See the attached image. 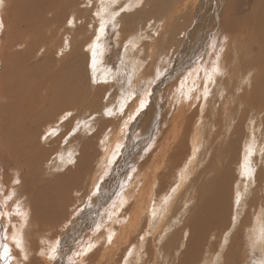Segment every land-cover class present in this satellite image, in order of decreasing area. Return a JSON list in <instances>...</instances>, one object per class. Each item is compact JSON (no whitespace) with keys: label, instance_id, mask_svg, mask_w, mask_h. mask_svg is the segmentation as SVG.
Segmentation results:
<instances>
[{"label":"rangeland","instance_id":"rangeland-1","mask_svg":"<svg viewBox=\"0 0 264 264\" xmlns=\"http://www.w3.org/2000/svg\"><path fill=\"white\" fill-rule=\"evenodd\" d=\"M14 1L16 2V16L14 14L12 17L16 18L12 25L13 28L11 27L10 38L8 37L9 42L13 47H11L3 57L0 56V88L5 87L8 92L4 103H2L3 99L0 98V106H2L0 107V119L2 120L5 118L4 114L7 115L8 111L10 112V117H12L11 110H13V114L17 113L21 104L20 100L24 98V94L22 93L24 88V91L29 93L31 84L36 80H43L52 83L54 77L60 76L61 71L59 70H61V64L65 62V60L66 62L69 60L72 61L73 58L74 62L79 59L81 63V84L84 87L83 90L81 89V94L84 95L89 93V97L84 101V104L82 105L83 108L79 111V115H77L75 111L67 113L68 118L64 120V124H69V132L65 136L64 145H59L61 143V141H59L58 143H54L52 147L47 148L46 144L54 139V137L47 142H42L43 145L41 144V148L48 152L51 150L49 153L50 155L39 154L37 158H33L30 150L34 144L37 146V138L33 142L29 140L28 144H24L22 148L21 145L23 140L20 139L22 132H17L20 131V125H15L14 123L10 126V128H12L15 125V128L17 129H15L16 136L13 134L11 137L0 141L1 146L3 145V149H6L7 145L9 146L11 155L9 158H5L3 155L0 156V191L2 194H5L4 198L7 197V195L9 198L11 197V190H13V187L15 190H23L24 187L23 191L25 192V195L27 194V190L32 194L30 199L33 200L35 207L34 210L38 211L40 202L37 199V195L43 194V197H39L44 202H49L46 195L49 193L51 198L54 197L56 194H51L52 189H55V192H57L60 183L66 181L64 178L63 180H60V183L53 182L52 180L55 181V179L60 178L65 169L58 171L61 175L55 173L52 177L48 175L46 176V165L52 161L53 165L58 164L61 152L63 154L70 152L73 157L78 156L87 137H89L88 145L83 146L81 150L83 160L79 159L77 164L79 167L80 163H83V167L78 170L80 176L78 180L73 182L74 184L72 187H67L65 190L66 197L70 199L71 206L69 209H66L68 210V213L63 224L67 226L64 233L69 227L71 228V223H74L78 215V218L82 215L79 220L86 217L83 214H86L88 208L92 207L89 202H92L100 196V190L103 189L105 191H100L101 194L103 193L101 195V201H106L103 202L97 211H95L96 218L93 225L88 224L81 235H72V242L68 244L70 247L67 251L63 248L62 251L57 249L58 253L52 252L49 256L52 259L50 264L59 263L64 256H66L64 264H76L75 262L78 261L76 259L79 258V256L76 257L77 252H79L83 245L82 251L85 250L84 247L86 246V243H88L87 240L91 241V238L87 239L86 236L95 231L96 225L99 222L104 220V223H107L110 221V218L105 217L107 213L106 211L110 210L109 207L115 205L117 201L121 200L120 196H124L126 189L128 187L130 188L132 183L134 187L136 182L142 181L144 183V180L147 182L151 181L154 177L152 171L156 170L157 166L161 165L160 179H162L164 184L162 192L168 190V188L172 186L175 182L174 173H176L175 171H177V167L180 169L186 167V160L189 159L191 155V149L189 147V140H184L181 143V147L177 149V147L174 146L177 140L176 138H173L175 135L173 131H170V128H172L171 125L174 121H176V124L180 123L181 116L191 115L195 111L197 114L192 120V123L195 126L192 128L190 134L194 132V128L196 127V124H198V138L195 142L198 144L200 140L199 145H202V148L199 149L198 155H195L197 156V159L193 172L190 176H187L188 173L185 172V178L188 177L187 179L190 180L194 179L192 182L189 180L187 183L188 189L185 196L188 198L189 193L193 191V188L195 189L197 187L198 183L202 186L201 187L198 184L200 188L199 190H201L204 186L205 180L207 181L212 175L218 174L221 169L225 167L228 168V174L229 172L231 173L230 179L228 180L224 178L223 184L225 187L221 189L223 190L222 192L225 191L224 200L222 199L225 206V220L232 230H230V233L224 237L227 238L235 232L238 228L237 224H239L242 216V213L239 214L238 211L240 198L237 192L239 187H241L240 183L249 181V177L256 174V167L260 164V159L257 160L255 167L253 161L254 158H256V156H260L261 158L264 157V132H262L261 136H257L252 130L257 121H259V117H262V115L258 116L254 111L248 112L243 124V130L246 134V128L248 125L251 129V137H244L241 143L239 142L235 145V152H237V155H240V152L242 153L244 150H247L246 144L248 142L255 147V149L252 150L253 156L249 158L248 163L242 160L244 164H241V159L239 160V157H237V160L234 159L230 162L229 158L225 157V147H219L223 142L226 143L228 140V137L225 139V134L221 133L224 132L227 122H223L221 132L217 134L214 133L216 127L211 121L215 122L218 116L222 117V119L230 118L231 121L233 119L237 121L240 111L244 109V102L239 99V97H242V90L238 89L237 85L233 90L234 92L221 90L219 94L212 95L209 91L204 93L203 97L199 94V89L201 90V82L208 79L207 76L205 77L204 71L209 66L213 67L216 64V61L217 63L220 61V64L224 66V71L220 75V78L217 76L216 81L220 79L218 86L223 82L224 85L229 88L231 85L229 78L232 70L228 68L227 62L232 65H238L243 58L237 41L232 40L230 36L223 33L225 31L223 28L224 26L222 25L223 21L218 23L219 30L216 32L212 26L213 21L211 22V20L205 15L202 16L201 21V18L198 16L203 12H197L198 6L200 5L198 0H115L113 5H110V0H69L63 5V7H61L63 10H61V8L59 9L58 2H56L53 4L54 6H52V9H47L48 11L51 10L53 12H46L47 14L40 11L39 7L36 5V0H31L34 3L30 2V0ZM239 1L240 0H235L234 5L237 6ZM7 3H9V0H7ZM28 4L33 5L28 7ZM73 4H75V7H73ZM76 9L81 11L78 16L80 19H77L76 21L77 27L75 26L76 24L73 25L72 18L69 20L71 22H67L68 19H66L72 14L74 17L73 19L76 20L77 15L74 13ZM37 10H39V12ZM134 13L137 14L129 16L127 19L125 18L123 23L120 21L121 16L124 17V15L127 16ZM117 14L119 15L118 18L120 22L115 19L113 20ZM37 17L40 18L38 19ZM149 18L153 19L149 20ZM147 20H149V22L144 24ZM137 24L140 26L136 28ZM123 25L124 27L121 28ZM142 26L145 27L141 28ZM196 26L197 30L195 31ZM134 27L136 28L135 31H132L128 35L124 34L131 31ZM98 28L102 29L98 31ZM120 28L122 29L121 34L118 33ZM140 28L142 29L141 31ZM192 28L193 32L191 33L190 42L185 50V44ZM207 28H210L209 38H211L210 45L212 48L205 57L202 58L204 33ZM1 29L2 28H0V36L2 34ZM96 32H99L100 36L98 38V41H100L97 45L102 43L100 59L96 54L95 58H93L87 51L86 47L82 48L75 57L76 54L71 52L77 47L76 42H82V40L88 41ZM142 36L144 37L140 38ZM0 40L1 45H3L5 36L2 35ZM68 41L70 42L71 50L70 48L66 50L64 49L65 44H68ZM183 49L185 51L180 55L179 52ZM124 52L129 55L123 59L122 55ZM177 58L179 60H177ZM92 59L93 61H91ZM22 63H25L24 69ZM26 63L28 64L26 65ZM92 64L94 66H92ZM136 64L141 65L142 68L138 81L131 84L133 79H135L134 66ZM31 67H34L35 69L33 68L32 70ZM171 67L176 68L177 74H175V76H179V79L182 82L186 79L188 89L184 88L185 91H181V87L177 86L178 80L176 79L172 80L173 83L170 81L171 84L169 83L168 85L165 83V80H163L161 81L163 83L162 88L160 90L156 89L155 84L159 80H162L165 71L168 73V70H170ZM56 72L59 75H57ZM190 72L192 73L188 75ZM32 73L34 75L36 74V80L34 75V77L30 76ZM193 73H195V76ZM39 74L41 76H38ZM146 75L151 77L142 80ZM160 75H162L161 78H159ZM100 78L106 79L101 80ZM153 78H155V80L157 79L154 83L152 82ZM188 78L189 81H187ZM197 81H199V83ZM147 84L149 87H147ZM130 86L133 87L130 88ZM207 86L211 87V84H208ZM252 88H254L253 84ZM16 93L18 97L15 96ZM182 96L186 98L180 99ZM137 102H139V105L143 102L145 103L144 108L141 107L139 114L136 115V119L139 122H142L143 119V117H139V115L145 116L147 114L148 110L145 109L149 104L156 108L157 115L152 131L149 134H146L147 130L141 128V124L134 126L132 125L133 121L131 120L123 138H121L119 132L122 129V126L125 127L128 120L133 117V105H137ZM181 108L184 109L182 110V115L179 116L178 109ZM253 110H264V108H254ZM93 114L95 116H93ZM192 117H194L193 114ZM53 119L47 120L44 124H49ZM94 119H98L100 122L97 131L92 135L96 129L95 128L92 133L82 134L81 132H83V130L80 129V125L90 123ZM42 122H44V120ZM101 123L104 124L102 128L100 127ZM40 124L41 122L39 124H33V126L37 125L36 130L39 129L38 140L44 132L42 131L44 124L42 126ZM12 131L14 132V130ZM62 132H64V129L59 132V134ZM211 133L217 135L212 136V138ZM112 138L118 141L119 144H115L114 147L110 149V154H108L107 151V155H114V159L109 163L106 160L107 155L104 156V152L108 148V143L113 142L111 141ZM211 138L214 139L212 144L209 143ZM174 139V143L171 144L170 142ZM41 140L43 141V138H41ZM230 140L233 142L234 138L230 137ZM185 141L187 142L185 143ZM89 145L92 147V150L89 149ZM258 145L259 148L256 149ZM124 149L127 150V154L125 155L127 158L122 159L124 161L118 163V160L124 156ZM202 152H204L203 156H201ZM212 154H215L217 157L216 159L219 160L217 165L213 163V160L212 164L209 163L208 158H210ZM88 157L90 158L88 159ZM204 157H207V159L205 160ZM22 158L26 159L19 161L20 159L22 160ZM178 160L182 163H179ZM44 162L48 163L44 166ZM121 165L123 167L121 171L118 172ZM144 165L146 168H144ZM207 165L209 168L213 166V170L209 175H206V172L203 171L207 169ZM216 166L217 168H215ZM244 166L251 171L250 175L244 174ZM261 168L263 174L259 173L258 175L261 181V183H259L260 188L254 193L257 197L255 198L253 205L256 206V204H258L255 212H258L260 208L264 207V205H262V202H264V165H261ZM69 170L63 174L67 176ZM134 175L137 176V178ZM138 176H141L140 179ZM197 176L201 179L196 178ZM202 176H205V178H202ZM50 177L51 179H49ZM53 177H55V179H52ZM133 177L136 179H133ZM142 177L143 179L141 180ZM23 180L25 186L23 185ZM48 182L51 185L50 192L45 191V189L49 187V185L46 184ZM147 182L144 183V185L143 183L140 184L141 182L138 185L136 183L137 187L134 190L136 192L143 191L144 189L146 190L147 186L145 185ZM19 183L21 184V188L18 187ZM253 184L256 186L255 179ZM255 186L252 188L254 189ZM74 188L77 189V191H72ZM196 190H198V187ZM196 190L194 191L195 196H197ZM258 196H262V199ZM249 198V195L244 197V202H247ZM7 200L5 202H7ZM63 203V197H60L58 201L55 202L58 206L63 205ZM6 204L8 205L9 202ZM253 208L254 207L250 208V219H247V221L249 220L250 222L248 221V223L246 221L247 225L250 224L249 227H252L254 224ZM38 220L41 222L43 221L41 217H38ZM54 225H56V222L51 219L45 226ZM242 232L244 233V230H242ZM242 232H240L238 237L233 241V245L229 247V253L231 254L230 261H224L223 264H264V248L258 250L253 244H245L247 239L246 235ZM136 238L137 233L129 238L130 243H135L137 240ZM262 239H264V236L261 240ZM109 241H111V239ZM102 243L103 242L100 241V244L95 245L93 249L86 253V256L81 257V259L84 258V262H86H82V264H113L114 262L119 261L124 244L115 245L109 251L104 248V244ZM150 245L151 243H149V246ZM188 248L189 254V250L192 249V246ZM176 249H179L180 252L175 255L176 257L171 255V260L169 259L166 263L179 264L185 260L182 258L181 252L183 253L187 250V247L181 248L180 246L178 248L177 246ZM97 251H99L97 256L94 257V255H92L91 257V254H94ZM150 252L152 253L151 250ZM259 253L263 254L259 255ZM122 257H125V252L122 254ZM86 258L90 259L87 260ZM202 258L203 255H200V258H198L193 264H202ZM32 264H41L40 258H35V261ZM137 264H142V261H137ZM209 264H212V262ZM218 264L220 263L218 262Z\"/></svg>","mask_w":264,"mask_h":264},{"label":"bare ground","instance_id":"bare-ground-1","mask_svg":"<svg viewBox=\"0 0 264 264\" xmlns=\"http://www.w3.org/2000/svg\"><path fill=\"white\" fill-rule=\"evenodd\" d=\"M68 1L69 0H36V5L37 7H39L42 13H46V12L51 13L53 11L51 10L48 11L47 9L49 8L52 9V6H54L53 4L58 2V6L60 9ZM71 1H75V0H71ZM198 1L200 5L198 6L197 12L200 11L203 12L198 16L199 18H201V21L203 15L209 18L211 22L213 21L212 26L214 27L215 32L219 30L218 23L220 21H223L222 25L224 26L223 28L225 30L223 33L230 36L232 40L237 41L240 47V52H242L243 58L238 65H232L227 62L228 68L232 70L229 78V81L231 82L229 88L226 85H224L223 82L218 86V82L220 79L216 81V78L217 76H219V78L221 77L220 75L224 71V66L220 64V61H218V63L216 61V64L213 67L209 66L204 71L205 77L207 76L208 79H205L201 82L200 85L201 90L199 89V94L201 95V97H203L204 93L209 91L211 92L212 95L219 94L221 90L234 92L233 90L236 88L237 85H238V89L242 90V94H241L242 97H239V99L241 101L243 100L244 109L240 111V115L237 121L235 119L231 121L230 118L222 119V117L218 116L215 122L213 121L211 122L216 127L214 133L217 134L221 132V126L223 125V122L224 121L227 122L224 132L221 133L225 134L224 138L227 139L228 137V140L226 143L223 142V144L219 146L220 148L222 146L225 147L226 149L225 152L227 155V156L225 155V157L229 158L230 162L233 161L234 159L237 160V157H239V160L241 159V164H244L243 161H246L248 163L249 158L253 156L252 150L255 149V147L251 143L249 144L247 142L246 144L247 150H244V152L242 153L239 151L240 155H237V152H235L236 151L235 145H237L239 142L241 143L244 137L245 138L251 137V131H250L251 129L249 128L248 125L246 128V134L244 133L243 130V124L245 122L246 114L248 112L254 111L258 116L262 115V117H259V121H257L256 125L253 127L252 130L253 132L256 133L257 136H261L262 132H264V110H253L254 108H260V107L264 108V0H240L237 6L234 5L235 0H204V2L203 0H198ZM30 2L32 1L30 0ZM114 3L115 0H110V5H113ZM15 4L16 2L14 0L13 1L9 0V3H7V0H3V2L0 3V28H2L1 36L2 35L5 36V41L3 42V45H1V40H0V56L2 57L5 53H7L9 49H11V47H13L12 44H10L9 42V38H10L9 36L11 35V30L13 28L12 25L14 19L16 18V17L15 18L12 17V15L16 13ZM31 5L28 4L27 6L29 7ZM73 7H75V4H73ZM61 10L63 9L61 8ZM37 11L39 12V10ZM80 12L81 11L76 9V11H74V13L77 15L76 20H74L73 19L74 17L72 16V14H70V17L66 18L68 19L67 22H71L69 20L70 18H72L73 25H75L77 19H80V17H78L80 15ZM136 14L137 13L127 16L124 15V17L121 16L120 21L123 23V20L125 18L127 19L129 16H134ZM118 16L119 15L117 14L113 18V20L115 19L116 21H119ZM152 19L149 18V20ZM149 20L145 21L144 24L149 22ZM75 26L77 27V24ZM139 26L140 25L137 24L136 28ZM123 27L124 25L121 28ZM144 27L145 26H142L141 28ZM121 28L118 31L119 34H121L122 31ZM136 28L134 27L131 31L126 32L124 34L128 35L132 31H135ZM141 28L140 31L142 30ZM101 29L102 28H98V31H100ZM192 30L193 28L191 29V32L185 44V50L187 49V46L190 42L191 33L193 32ZM196 30H197V26L195 28V31ZM209 35H210V28H207L204 33V46L202 47V58L205 57V55L212 48V46L210 45L211 38H209ZM99 37H100L99 32H96L90 37L88 41L82 40V42L80 41L76 42L77 47L71 53L76 54L75 55L76 57L78 53L82 50V48L86 47L87 51L92 55L93 58H95V54H96L100 59L102 43L100 45H97L100 41V40L98 41ZM143 37L144 36L140 38ZM67 43L68 44H65L64 49L66 50L70 48L71 50L70 42L68 41ZM185 50L184 49L180 50L179 54L182 55ZM128 55H129L128 53L124 52L122 58L124 59ZM73 59L72 61L69 60L67 62L65 60V62L61 64L62 65L60 68L61 70H59L61 71L60 76L54 77L52 83L45 82L43 80H36L37 77L35 76L36 74L34 75L32 73V75H30V76L34 75L35 77L34 76L33 77L35 78L36 81H34L33 84H31L29 93H26L24 91L25 88L23 89L22 93L24 94L23 95L24 98L20 100L21 104L19 110H17V113L13 114V110H11L12 117H10V112L8 111L7 115L4 114L5 118L2 119L3 121L0 119V141L7 139L11 137L13 134H15V129H16L15 125L19 124L20 131L17 132H22V136L20 135L21 136L20 139L23 140V143L21 145L22 148L24 144L26 145L28 144L29 140L33 142L37 138V146L36 144H34L30 150L31 155H33V158H37L39 154L48 155L51 152V150H49L48 152L47 150L42 149L41 144L44 141L47 142L52 137H54V139H52L46 144L47 148L52 147L54 143H58L59 141H61L59 145L65 144V136L69 132V124H64V120L68 118L67 113L75 111L77 115H79L80 114L79 111H81L83 108L82 105L84 104V101L89 97V93L84 95L81 94V89L82 90L84 89V87L81 84L82 81L81 63L79 59H77L75 62L73 61ZM177 60L179 59L177 58ZM91 61H93V59ZM24 64L22 66L23 69L25 66ZM27 64L28 63H26V65ZM92 66L94 65L92 64ZM33 68L34 67H31L32 70ZM141 68L142 66L139 64H136L134 66L135 79H133L131 84L136 83L138 81ZM165 73L167 72L165 71ZM165 73L162 80H159L155 84L157 90H160L163 86V83L161 81L165 80V83H167L168 85L170 81L171 83H173L172 81L173 79L178 80L177 86L181 87V91H185L184 88L188 89L186 79L183 80L182 82L179 79V76H175V74H177V70L175 67L173 68L171 67V69L168 70V73L167 74ZM191 73L192 72H190L188 75H190ZM162 75H160L159 78H161ZM193 75L195 76V73H193ZM38 76L41 75L39 74ZM147 77L149 79L151 76L146 75L144 78H142V80ZM100 79L104 80L106 78L104 79L100 78ZM156 80L155 78H153L152 82L154 83ZM187 81H189V78ZM197 82L199 83V81ZM208 84L209 85L211 84V87L207 86ZM252 84L254 85V88H252ZM132 87L133 86H130V88ZM147 87H149L148 84ZM7 93L8 92L6 91L5 87L0 88V98L3 99L2 103H4V100L7 97ZM15 96L18 97L17 93L15 94ZM184 98L186 97L184 96L180 97V99H184ZM144 106H145L144 102L140 105L139 102H137V105H133L134 108L133 117L128 120L127 125L125 127L122 126V129L119 132V136L121 138H123L124 133L127 130V126L131 120L133 121L132 125L134 126H136L137 124H141V128H145L147 130L146 134H149L152 131V127L154 126L155 118L157 115L156 114L157 110L153 105L149 104L148 105L149 109L148 107L146 108L148 112L143 117L142 122H139L136 119V115L139 114L140 108L141 107L144 108ZM183 109L184 108L178 109L179 116L182 115L181 113ZM192 114L194 115V117H192ZM192 114L181 116L180 123L176 124V121H174L171 125L172 128H170L171 129L170 131H173L175 135V137L173 138H176L177 140L174 146L177 147L178 149L179 147H181V143L184 140H189L190 142L189 147L191 149V155L189 159L186 160L187 162L186 167L182 169L177 167V171H175L176 173H174L175 182L172 184V186H170L168 190L162 192V188L164 184L162 179H160L161 165L157 166L156 170L152 171L154 177L151 179V181L147 182L144 180V183L147 182V184L145 185L147 186L146 190L143 188L144 189L143 191L141 190L136 192L134 189H136L137 185L140 182H141L140 184H142L143 182L139 180L140 182H136L137 185L134 182L135 183L134 187L132 183L130 185V188L128 187L126 189L125 191L126 193L125 194L123 193L124 196H120L121 200L117 201L115 205L109 207L110 210L106 211L107 213L105 217L110 218V221L109 222L106 221L107 223H104V220L99 222L96 225L95 231L90 235L86 236L87 239L91 238V241L87 240L88 243H86V246L84 247L85 250L82 251V247L84 246L83 245L80 248L79 252H77L76 257L79 256V258L76 259L78 261L75 260L76 264H82V262H84L85 259L84 258L81 259V257L86 256L87 255L86 253L89 252L91 249H93L95 245L100 244V241L103 242L102 244H104V248L109 251L115 245L124 244V248L122 249L123 251L121 252V257L119 261L114 262L113 264H137V261L140 260L142 261V264H165L167 261H169L171 255L175 256L178 254V252H180L179 249H176L177 246L178 248L180 246L181 248L187 247V250H185L183 253L181 252L182 258L185 260L182 261L183 263L181 262L179 264H185V263L193 264L198 258H200V255H204V254L205 255L202 258V264H209L210 262H212V264H218V262L220 264H223L224 261L225 262L230 261L231 254L229 253L230 251L229 247L233 245V241L238 237L239 233L242 232V230H244V233L243 232L242 233L246 235V239H247V242L245 244L247 245L253 244L254 247L258 250H260V248H264L263 246L264 239L261 240V238L264 236V214H263L264 207L260 208L258 212H255L258 204H256V206L253 205V202L257 197L256 194L254 193L258 191L257 190L258 188H260L259 183H261V181L258 175L259 173L263 174L261 165H264V157L261 158L260 156H256V158H254L253 161L255 167L257 160L260 159V164H258V166L256 167L257 169L256 174L251 175L249 177V181L246 182L244 181L240 183L241 187H239V190L237 192L240 198L238 203V211L239 214L242 213V216L239 221V224H237L238 228L236 229V231L233 232L227 238H225L224 236L229 234L230 230L232 229L225 220V206L222 201V199L224 200L225 197V193H224L225 191L222 192L223 190L221 188L225 187V185L223 184L224 178L228 180L230 179L231 173L229 172L228 174L229 171L228 168L225 167L221 169L218 172V174L212 175L207 179V181L205 180L204 183L205 187L203 186L201 190H199L200 189L199 186L201 185L197 182L199 184V186L197 184L198 190H196L197 187L195 189L193 188V191L189 193V197L187 198L185 196V193L188 189L187 183L189 182V179H187L188 177L185 179V172H188L189 176L193 172V169L195 168V162L197 159V156L195 155L196 154L198 155L199 149L202 148V145H199L200 140L198 144L195 142V140L198 138V133H197V127H199L198 124H196V127L194 128V132L191 133L192 136L190 134L192 128L195 126L193 125L192 120L195 118V115L197 113L195 111ZM93 116L95 115L93 114ZM133 118L136 120H134ZM49 119H53V120L49 124L45 125L44 123ZM43 120L44 122H42ZM40 122H41L40 124L41 126L44 124V128H43L44 130L42 129V131L44 132L40 136V139L38 140L39 129L36 130L37 125L33 126V124L35 123L39 124ZM14 123L15 125L12 128H10V126L13 125ZM99 123L100 122L98 119H94L90 123L80 125V129L83 130V132L81 133L82 134L92 133V131L96 128L95 131L92 133L93 135L97 131L99 127ZM103 125L104 124L101 123L100 127L102 128ZM63 129L64 132L59 134V132H61ZM12 130H14V132ZM214 133H211L212 134L211 137L217 135V134L214 135ZM230 137L234 138L233 142L230 140ZM41 138H43V141L41 140ZM87 138L86 141L83 143L82 147L88 145L89 137ZM212 138L209 140L210 144H212L214 141V139ZM114 140L115 139L112 138L111 141L113 142L108 143V148L107 150H105L104 156L107 155V151L108 154L111 153L110 149L114 147L115 144L116 145L119 144L118 141L116 140L114 141ZM174 141L175 139L172 140L170 143L173 144ZM186 142L187 141H185V143ZM2 146L0 144V156L3 155L5 158L11 157L9 146L7 145L6 149H3ZM82 147L79 151V155L76 157H73L70 152H68L67 154H63L61 152V157L59 159L58 164L56 165H53V161L49 164H47L48 162H44V166L45 164H47L45 167L47 169L45 172L46 176L48 175L52 177L53 174L55 173L61 175V173L58 171H62L63 169H65V171L63 172L65 173L71 167L74 168H71L69 170L67 176L62 173L59 179H55V177L52 178L55 179V181L52 180L53 182L60 183V180L61 179L63 180L64 178L66 179V181L60 183L57 192H55V189H52L51 194L52 195L56 194L54 197L51 198L49 193L46 195L50 203L44 202L39 197V196L43 197V194L37 195L38 196L37 199L40 202L38 211L34 210L35 207L33 204V200L30 199L32 197V194L30 193V191L27 190L26 192L27 194L25 195V192L23 191L24 187L23 190H18V189L15 190V188L13 187V190H11L12 192L11 197L9 198L8 195L7 197L4 198L5 194H2V192L0 191V264H32L35 261V258H40L41 264H50V261H52V259L49 256L52 254V252L56 253L57 249H59V251H62L63 248L65 251H67L68 248L70 247V245L68 246V244L72 242L71 236L74 234L81 235V233H83V230L87 227L88 224L93 225L96 218L95 211H97L98 208L101 207L103 202L106 201V200H104L103 202L101 201V195L103 193L101 194L100 191L105 192L103 189L99 191L100 196L98 198L94 199L92 202H89L90 206L92 207H89L88 212L86 214H83L86 217L82 220H79L82 217V215L79 218L78 215L74 223H71L70 225L71 228L69 227L70 229L68 228L64 233V230L67 226L63 224L64 221L66 220L68 213V210L66 209H69L71 206L70 199L66 197L65 190L67 189V187H72L74 184L73 182L78 180L80 176V172L78 170L83 167V163L81 162L79 167L77 166V164L79 159L83 160V154L81 152ZM258 148L259 145L256 147V149ZM89 149L92 150V147L90 146ZM123 153L125 157V155L127 154V150L124 149ZM203 155L204 152H202L201 156ZM89 158L90 157H88V159ZM204 158L205 160L207 159V157ZM216 158L217 157L215 156V154H212L210 158H208L209 163L212 164V160H213V163L217 165L219 163V160ZM25 159L26 158H22V160L20 159L19 161H23ZM113 159H114V155L112 154L107 155L106 157V160L109 163ZM179 160L178 162L182 163ZM122 161H119L118 163H121ZM122 167L123 166L121 165L118 172L121 171ZM144 168H146V166ZM215 168H217V166ZM212 170H213V166L209 168V166L207 165V169L203 171L206 172V175H209L210 172H212ZM243 171L245 175L251 174V171H249L246 168V166H244ZM69 173L71 174L68 175ZM198 176L196 178H198ZM51 177L49 179H51ZM135 177L137 178V176ZM136 178L133 177V179ZM202 178H205V176H202ZM142 179L143 177L141 178V180ZM254 179L256 186L253 184ZM193 180L191 179L190 181L192 182ZM46 184L49 185V187L46 188L45 191L50 192L51 185L49 182ZM20 185L21 184L19 183L18 187L21 188ZM23 185H24V180H23ZM253 186H255L254 189L252 188ZM195 190L197 196L194 195ZM72 191H77V189L74 188L72 189ZM247 195H249L250 198L247 202H244L243 199ZM60 197L64 198V203L63 205L58 206L55 204V202L58 201ZM258 197L259 198L261 197L262 199V196H258ZM6 200L7 202H5ZM8 202L9 204L7 205L6 203ZM262 205H264V202H262ZM252 207H254L253 208L254 224L253 226L251 225L252 227H249L250 224L247 225L246 221L247 219H250L249 210ZM38 217H41L43 221L42 222L39 221ZM51 219H56L57 224L54 226H45L47 225V223L50 222ZM136 233H137L136 242L134 241L135 243L133 242L130 243L129 238L131 236H134ZM110 239L111 241H109ZM209 239L210 242H208ZM149 243H151L150 246ZM190 246H192V249L189 250V254H188V249H189L188 247ZM150 250L152 251V253L150 252ZM98 252L99 251L95 252L94 254H91V257L92 255L96 257ZM124 252H125V257L123 258L122 254ZM262 254L263 253H259V255ZM65 258L66 256H64L59 261V263L56 264H64ZM89 259L90 258H88L87 260Z\"/></svg>","mask_w":264,"mask_h":264},{"label":"crops","instance_id":"crops-1","mask_svg":"<svg viewBox=\"0 0 264 264\" xmlns=\"http://www.w3.org/2000/svg\"><path fill=\"white\" fill-rule=\"evenodd\" d=\"M104 107H106V106H104ZM108 110V109H107ZM146 110V109H145ZM139 117H144V115H139ZM127 158V156H122V158H120V160H118V161H122V159H126ZM188 173V172H187ZM189 174H187V176H188ZM186 179V178H185ZM190 180V179H189ZM53 221H55L56 222V224H57V220L56 219H53ZM178 226V225H177ZM212 240V239H211ZM213 241V240H212ZM208 242H210V239H209V241ZM205 255V254H204ZM203 255V256H204Z\"/></svg>","mask_w":264,"mask_h":264},{"label":"snow or ice","instance_id":"snow-or-ice-1","mask_svg":"<svg viewBox=\"0 0 264 264\" xmlns=\"http://www.w3.org/2000/svg\"><path fill=\"white\" fill-rule=\"evenodd\" d=\"M3 2V0H0V3H2Z\"/></svg>","mask_w":264,"mask_h":264}]
</instances>
